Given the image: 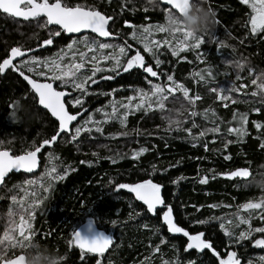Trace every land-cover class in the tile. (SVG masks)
I'll return each mask as SVG.
<instances>
[{
  "label": "trees",
  "instance_id": "obj_1",
  "mask_svg": "<svg viewBox=\"0 0 264 264\" xmlns=\"http://www.w3.org/2000/svg\"><path fill=\"white\" fill-rule=\"evenodd\" d=\"M101 1L102 6L108 4L103 7V11L114 15L116 19V23L112 25L114 32L122 34L123 39H128L134 50H141L146 61L154 65V60L143 53L142 45L130 39V29L125 27V21L137 25L164 24V5L159 4V0L158 7L148 5L146 0H112L111 4L108 0ZM207 6L215 11L216 21L219 23L206 37V42L199 53L200 59H197V52L189 51L180 57H172L170 52L164 50L161 59L165 62L158 70L173 75L178 83H183L189 89L190 95L201 96L202 99L196 102L195 108L188 105L182 94L177 93L166 101L164 112L157 109L148 113L137 112L130 116L127 128L132 133L130 137L116 135L122 129L118 123H110L104 125L103 136L94 134L95 138H89L85 134L78 145L67 143L65 138L59 140L52 149L42 150L38 173L12 174L0 188V197H3L0 199V236L7 225L9 208L15 210V206L11 204V197L16 195L19 198L23 195L15 185L22 184L25 179L38 177L43 172L47 152L53 151L60 158L53 163H62L64 167L71 165L75 171H70L66 179L57 182L50 192H37L38 196H47L48 199L38 210L39 214L33 222L36 233L33 239L62 257V264H80L78 250L70 249L67 241L73 230H77L88 221L95 222L98 228L110 235L114 241L113 246L102 258V264H140L145 257L152 256V248L149 246L158 244L161 237L168 238L170 243L161 246V253L152 257L151 264H161V256L163 259H173L176 252L172 249V244H176L180 249L181 264H187L189 259L196 260L197 264H218L207 251L198 254L193 250L184 254L186 238L167 233L160 217L146 213V206L136 201L134 194L128 193L127 190L117 192L114 187L119 183L140 182L146 178H153L154 182L165 184L162 194L173 204L174 217L179 224L192 234L205 231L206 238L213 241L216 249L222 254L237 251L241 264H247L249 259L256 264L258 258L264 256V249L254 248L249 241L244 242L242 246L225 247L227 240L220 231L218 222L209 225L195 224L199 219L233 213L238 205L249 200L258 201L264 196V191L244 187L246 183L244 180L230 181L219 175L240 167H249L254 175L260 170L259 166L264 164V149L259 147L260 141L264 140V130L258 133L252 123V121L264 123V105L260 104L259 97L250 95L255 90L251 79L264 71V35L256 38L250 36L249 29L245 27L250 9L241 5L239 0H208ZM145 8L148 11H145ZM45 38L46 30L21 26L6 15L0 14V57L4 56L6 48L18 45L37 47ZM153 38L162 40L165 34L156 33ZM215 38L223 41L227 47L221 49ZM123 39L118 36V40L113 42L122 43ZM65 41L66 38H63L61 44ZM58 50L54 44L37 54L51 55ZM236 61L245 65L242 72L234 66L233 62ZM209 67L214 72L215 79L208 83L199 81L194 74ZM249 68L253 70L252 73H249ZM237 74L242 77L240 81H236ZM142 75L123 74L111 81H101L98 86L91 85L90 88L95 91L120 89L121 91L116 94L119 99L133 94L131 91L133 87L148 88ZM153 82L166 84V76H162L159 81L153 78ZM233 83L237 86L247 85L245 91L248 95L243 92L231 93L233 98L240 102L235 105L229 102V107L225 108L210 89L215 87L227 91ZM108 99L111 97L99 99L90 97L86 106L94 110L106 104ZM14 100H19L22 105L17 111L15 121L10 116L9 107L10 102ZM256 107H261L262 111L260 113L252 111ZM169 109L172 111H168ZM206 109L215 111L217 116L225 121L221 125L225 135L209 134L193 147L191 141L186 138L187 132L165 131L168 122L164 117L170 116L181 120L184 128H191L194 121L198 127L192 131L198 135L201 130L213 125L202 115L192 117L190 113L193 110L203 113ZM177 110L183 114L178 116ZM236 111L248 112L249 135L244 141L229 144L225 149L224 143L227 140L236 139L226 134L227 121L231 120L232 113ZM136 130H139V135L136 134ZM53 132V118L38 105L30 94L29 87L18 74L9 71L0 77V140H4L6 144L12 141L11 146L19 150L31 144L33 140L39 143L42 139L49 138ZM113 135H116L115 139L111 138ZM213 140L215 143H212ZM205 143L208 144V151L204 150ZM142 146L149 151L138 161H133L131 153ZM118 154L123 158H118ZM229 154L233 159L225 161L223 156ZM110 158H117V163L113 164ZM82 160L86 163L81 164ZM152 164L160 170L167 168L168 171L163 175L158 172L155 177H150L146 172L151 170ZM205 174L209 176V183L201 185L197 182L198 177ZM213 174L216 175V179L211 178ZM180 176H184L185 179L179 184L171 183ZM109 181H112V184H109ZM210 204H228L232 207L210 209L207 207ZM136 212L142 215L135 217ZM130 214L133 219H129ZM113 220L116 221L115 225L111 223ZM145 223H149V229L143 227ZM252 223L254 227L264 226V220L254 219ZM156 227H160L159 233H156ZM245 227L241 226L236 232ZM261 235L264 234H256L255 238H260ZM95 259L96 257L89 259L88 264H95Z\"/></svg>",
  "mask_w": 264,
  "mask_h": 264
},
{
  "label": "snow or ice",
  "instance_id": "obj_2",
  "mask_svg": "<svg viewBox=\"0 0 264 264\" xmlns=\"http://www.w3.org/2000/svg\"><path fill=\"white\" fill-rule=\"evenodd\" d=\"M239 2L250 9L245 24V27L249 29L250 36L256 38L264 35V0H239ZM108 3L111 4L112 0H108ZM159 4L164 5L166 21L172 16L183 15L188 0H159ZM145 11L148 9L145 8ZM0 14L6 15L21 26L46 30L47 38L43 39L37 47L18 45L5 49L4 56L0 57V77L9 71L18 74L29 86V92L38 105L53 118L54 125V132L49 138H44L39 143L33 140L31 144L19 150L11 146L12 141H8L6 144L4 140H0V186L6 184V178L10 174L35 173L41 167L42 150L52 149L61 139L67 138V143L78 145L82 142L81 138L85 134L89 138H95L94 134L103 136L104 125L110 123H118L122 129L116 135L130 137L132 133L127 130L129 117L135 113H148L157 109L164 112L166 101L177 93L182 94L184 100L193 108H195L196 102L202 99L198 94L190 95L189 89L183 83H178L173 75L158 70L165 62L161 59L164 50L170 52L172 57H180L183 53L193 51L198 53L197 59H200V50L209 34L196 37L185 29L169 32L165 23L137 25L125 21V27L130 29V39L136 44L142 45L143 53L148 54L154 60L153 65L146 61L145 55L139 49L135 50L134 54H130L133 45L129 43L128 39H123L122 34L115 33L112 28V25L116 23L114 15L99 10L95 4L78 2L73 4L70 0H0ZM215 23L218 24L219 21H215ZM156 33L165 34V38L154 39ZM118 36L123 39L122 43L113 42ZM65 37L66 41L61 44V40ZM215 42L219 43L221 49L227 47L220 39L215 38ZM241 42L243 43V41ZM54 44L59 48L55 53L51 55L37 54ZM201 62L203 63L202 60ZM233 63L241 72L244 70V64L238 61ZM248 71L252 73L253 70L249 68ZM123 74H143L142 78L146 81L148 88L133 87L131 89L133 94L119 99L116 94L121 91L120 89L95 91L90 88L91 85L98 86L101 81H111ZM194 75L204 83L215 79L211 67ZM162 76H166V84L153 82V78L159 81ZM241 79V75L237 74L236 81ZM251 84L255 86V90L250 95L259 97L260 104L264 105V71L255 75V78L251 79ZM246 87L245 84L237 86L233 83L227 91L215 87L210 90L216 94V99L227 108L229 102L233 105L240 102L234 99L231 93L243 92L248 95L245 91ZM90 97L97 99L111 97V99H108L106 104L90 110L86 106ZM19 103V100H14L9 104L10 116L13 121L17 119ZM252 111L260 113L262 108L256 107ZM182 114L177 110L178 116ZM190 114L192 117L202 115L213 126L205 128L195 135L192 129L197 128L198 125L194 121L191 128H184L181 120L166 116L164 119L168 122V128L165 131L187 132L186 138L191 141L193 147H196L209 134L225 135L221 129V125L225 121L217 116L215 111L206 109L203 113H198L193 110ZM252 123L258 133L264 130V123L259 121H252ZM248 124V112L236 111L232 113L231 120L227 121L226 134L234 136L236 139L235 141L227 140L224 143L225 149L229 144L244 141L245 137L249 135ZM136 134H140L139 130H136ZM116 135L111 138L115 139ZM257 139L259 140L260 137L258 136ZM212 143L215 141L213 140ZM259 147L264 149V140L260 141ZM204 150H209L207 143L204 144ZM148 151V148L142 146L131 153V159L138 161ZM93 155L96 154L93 153ZM118 158H123V156L118 154ZM59 159L53 151H48L43 172L36 178L25 179L22 184L15 185L23 195L19 198L16 195L11 197V204L15 206V210L12 207L9 208L7 225L3 235L0 236V264H24L25 252L36 234L33 222L39 214L38 210L48 199L47 196H38L37 192H50L57 182L66 179L70 171H75L71 165L64 167L62 163H53ZM110 159L113 164L117 163V158ZM223 159L231 161L233 157L229 154L224 155ZM80 163L86 162L82 160ZM167 171V168L160 170L155 164H152L151 170L146 172V175L155 177L158 172L163 175ZM219 175L230 181L235 179L247 181L252 173L249 167H240ZM211 178L216 179V175L213 174ZM184 179V176H180L173 179L171 183L179 184ZM197 182L207 185L209 176L207 174L199 176ZM109 184H112V181H109ZM114 187L117 192L127 190L128 193L134 194L135 200L146 206V213L153 217H160L162 226H166L167 233L186 238V246L183 247L184 254L193 250L198 254H204L207 251L218 264H241V258L237 251H227L226 255L222 254L216 249L214 242L206 238L205 231H197L192 234L179 224L174 217L173 204L169 203L162 194L165 184L154 182L153 178H146L140 182L119 183ZM244 187L249 186L245 183ZM193 207L196 208L195 205ZM207 207L216 209L231 208L232 206L210 204ZM196 210L199 211V208ZM257 210H259L258 215ZM141 215L140 212L135 213V217ZM133 218L130 214L129 219ZM254 219L264 220V196L258 201L249 200L238 205L237 210L233 213L199 219L195 221V224L209 225L212 222H218L219 229L227 240L225 247L242 246L244 242L249 241L254 248L264 249V235L255 238L256 234H264V226L254 227L252 223ZM111 223L115 225L116 221L113 220ZM241 226L246 227L237 233L236 229H240ZM143 227L149 229V223H145ZM155 231L159 233L160 227H156ZM113 242V238L102 233L90 240L82 236L79 231L73 230L67 244L70 249L78 250L80 264H88L92 257H96L95 264H102V258L113 246ZM169 243L168 238L161 237L158 244L149 246L152 248V256L145 257L140 264H151L152 257L161 253V246ZM171 247L175 250L176 255L173 259H163L161 256V264H181L180 249L176 244H172ZM187 264H197V261L189 259ZM247 264H254V261L249 259ZM256 264H264V256H260Z\"/></svg>",
  "mask_w": 264,
  "mask_h": 264
},
{
  "label": "clouds",
  "instance_id": "obj_3",
  "mask_svg": "<svg viewBox=\"0 0 264 264\" xmlns=\"http://www.w3.org/2000/svg\"><path fill=\"white\" fill-rule=\"evenodd\" d=\"M147 4L158 7V0H146ZM208 0H188L185 12L181 16H172L165 21V27L169 32L177 29H185L193 36L199 37L211 34L216 27V13L208 7ZM22 105H17L20 110ZM259 171L252 174L246 181L249 187L264 191V164L259 166ZM63 258L49 250L46 245L32 240L25 252L24 264H62Z\"/></svg>",
  "mask_w": 264,
  "mask_h": 264
},
{
  "label": "water",
  "instance_id": "obj_4",
  "mask_svg": "<svg viewBox=\"0 0 264 264\" xmlns=\"http://www.w3.org/2000/svg\"><path fill=\"white\" fill-rule=\"evenodd\" d=\"M19 76V75H18ZM21 78V77H20ZM22 79V78H21ZM23 80V79H22ZM23 82H25L24 80H23ZM26 83V82H25ZM28 86V85H27ZM29 87V86H28ZM46 111V110H45ZM78 119H80V118H78ZM39 170H40V168H38L37 169V171L35 172V173H33V174H36V173H38L39 172ZM13 174H15V173H13ZM12 174H10V176H11ZM25 175H32V174H25ZM9 176V177H10ZM8 177V178H9ZM7 179V178H6ZM2 186H0V188H1ZM76 231H79L80 233H81V235L82 236H84L85 238H88V239H93V238H95L97 235H99V234H103V235H105V236H108V237H111L110 235H108L106 232H104L103 230H101V229H99L98 228V226L96 225V223L95 222H92V221H88V222H86V223H84V224H82ZM110 250V249H109ZM106 254V253H105Z\"/></svg>",
  "mask_w": 264,
  "mask_h": 264
},
{
  "label": "flooded vegetation",
  "instance_id": "obj_5",
  "mask_svg": "<svg viewBox=\"0 0 264 264\" xmlns=\"http://www.w3.org/2000/svg\"><path fill=\"white\" fill-rule=\"evenodd\" d=\"M106 1V0H105ZM71 3L75 4V3H82V4H95L98 6L99 10L103 11V7H105V5H108L107 3L102 6V1L101 0H70ZM66 38V37H65ZM67 39V38H66ZM116 41V40H115ZM135 50H132V54H134ZM80 227V226H79ZM78 229V228H77Z\"/></svg>",
  "mask_w": 264,
  "mask_h": 264
},
{
  "label": "rangeland",
  "instance_id": "obj_6",
  "mask_svg": "<svg viewBox=\"0 0 264 264\" xmlns=\"http://www.w3.org/2000/svg\"><path fill=\"white\" fill-rule=\"evenodd\" d=\"M116 40H118V37H117V39Z\"/></svg>",
  "mask_w": 264,
  "mask_h": 264
}]
</instances>
